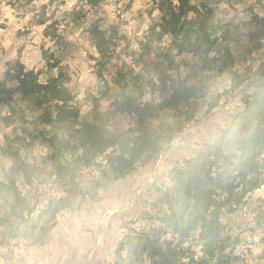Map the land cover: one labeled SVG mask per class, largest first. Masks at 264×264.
Returning a JSON list of instances; mask_svg holds the SVG:
<instances>
[{
  "label": "rangeland",
  "instance_id": "obj_1",
  "mask_svg": "<svg viewBox=\"0 0 264 264\" xmlns=\"http://www.w3.org/2000/svg\"><path fill=\"white\" fill-rule=\"evenodd\" d=\"M90 1L96 4L82 0H0V82L15 87L17 66L23 67V73L31 72L41 85L57 78L72 96L68 106L77 111L78 121L95 122L108 133L118 134L133 127V118L119 110L122 93L114 84L117 74L132 75L125 92L141 106L157 105L161 95L152 92L150 83L158 84L159 57L171 55L184 77L191 56L178 54L171 39L159 34L161 11L177 5L178 0ZM203 2L189 1L197 7ZM205 4L212 9L214 27L229 31L232 50L240 55L238 72L253 75L264 60V41L251 55L241 52L249 47L246 26L255 16H264V0H206ZM94 24L116 35V47L104 61L90 41L88 31ZM7 72L10 75L6 77ZM251 80L233 87L226 75L212 79L195 118L180 133L173 128V138L161 143L152 158L136 165L125 178L109 182L101 177L97 166L101 157L87 166L75 163L73 177L58 168L57 172L47 146L30 138L31 121L37 114L26 112L27 122L16 117L15 123L7 125L3 117L9 107H0V183H6L11 166L3 150H18L32 169L26 178L17 180L15 187L24 204L29 202L34 208L28 221L19 224L10 219L11 192L0 195V264H117V250L126 238L158 227L152 226L148 217L152 204L168 186V171L228 128L244 110L243 100L256 90ZM209 103H213L212 109H208ZM14 106L24 108L19 97ZM150 122L166 134L175 119L163 110ZM55 132L67 137L71 128L60 124ZM68 194L69 207L49 220L48 200ZM221 224L223 235L232 238L225 251L231 264H264V185L248 194L244 204L223 217ZM200 231L190 233L180 243L177 237L162 234L161 240H171L177 246L170 264H202ZM138 264H148L147 257Z\"/></svg>",
  "mask_w": 264,
  "mask_h": 264
},
{
  "label": "trees",
  "instance_id": "obj_2",
  "mask_svg": "<svg viewBox=\"0 0 264 264\" xmlns=\"http://www.w3.org/2000/svg\"><path fill=\"white\" fill-rule=\"evenodd\" d=\"M189 1L178 0L177 5H168L161 11L158 24L160 36H168L178 54L191 56L185 66L187 75L182 77L180 67L171 55L164 53L159 57L158 84L150 83L152 92L161 95V102L143 106L125 92L132 75L120 72L114 79L122 93L119 110L133 118V127L125 132L108 133L95 122L78 121L77 111L68 106L72 96L57 78L41 85L31 72L23 73V67L17 66L15 87H8L6 81L0 82V107H9L8 115L3 117L7 125L15 123L16 117L27 122L26 112L37 114L31 121L33 135L30 134V138L47 146L49 159L57 166L55 169L73 177L75 163L87 166L101 157L102 162L97 166L101 177L109 182L125 178L136 165L152 158L161 143L173 138L170 135L173 128H178L180 133L184 125L195 118L199 101L205 97L206 85L212 79L226 75L233 87H241L252 78L256 90L243 100L244 110L233 118L228 128L194 156L168 171V186L152 204L153 212L148 217L152 226L158 224V227L126 238L117 250V264H138L144 257L148 264H170L177 246L174 247L171 240H161L162 234L177 237L180 243L198 230H201L202 264H231L225 251L231 246L232 238L223 235L222 218L233 214L244 204L248 194L264 185V60L253 75L239 73L240 55L232 50L229 31L225 27H214L213 12L205 4L206 0L201 7ZM246 30L249 47L241 54L251 55L264 41V16H255ZM88 32L101 61L106 60L116 47L115 33L102 30L96 24L91 25ZM9 75L7 72L6 77ZM17 97L24 108L14 106ZM212 107L213 103H209L208 109ZM163 110L172 113L175 119L166 134L150 122L156 112ZM60 124L71 128L69 136L55 132L56 125ZM39 126L50 129H39ZM3 154L9 156L11 166L6 183H0V195L4 196V191L11 192L10 219L26 223L34 208L29 202L24 204L15 185L21 176L27 177L32 167L18 150H3ZM70 202L69 194L49 199L46 205L49 220H55ZM262 242L264 244V239Z\"/></svg>",
  "mask_w": 264,
  "mask_h": 264
}]
</instances>
